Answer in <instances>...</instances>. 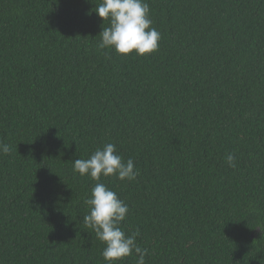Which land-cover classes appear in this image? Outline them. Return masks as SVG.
<instances>
[{"label":"trees","instance_id":"obj_1","mask_svg":"<svg viewBox=\"0 0 264 264\" xmlns=\"http://www.w3.org/2000/svg\"><path fill=\"white\" fill-rule=\"evenodd\" d=\"M100 2L0 0V264H104L72 162L106 143L146 264H264V0H146L143 57L97 48Z\"/></svg>","mask_w":264,"mask_h":264},{"label":"clouds","instance_id":"obj_2","mask_svg":"<svg viewBox=\"0 0 264 264\" xmlns=\"http://www.w3.org/2000/svg\"><path fill=\"white\" fill-rule=\"evenodd\" d=\"M95 12L103 24L108 21V26L102 27L99 34L98 49H114L121 56L134 54L140 57L158 50L161 34L152 26L150 6L146 0H101L96 5ZM9 152V145L0 142V153L6 155ZM225 161L231 168L237 166L234 153L226 154ZM72 163L74 172L97 181L90 196L84 200L88 207L84 223L104 244L101 253L104 264H119L127 257H133L136 264H146L148 250L137 243L139 230L129 235L122 228L129 206L115 191L99 182L101 176H115L120 181H135L139 169L133 159L129 158L125 162L118 154L116 145L106 143L98 147L89 158H78Z\"/></svg>","mask_w":264,"mask_h":264}]
</instances>
